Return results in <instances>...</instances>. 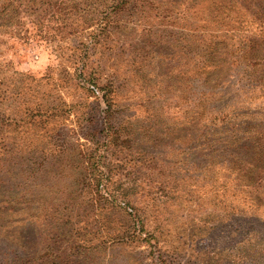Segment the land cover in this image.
<instances>
[{
	"label": "rangeland",
	"instance_id": "obj_1",
	"mask_svg": "<svg viewBox=\"0 0 264 264\" xmlns=\"http://www.w3.org/2000/svg\"><path fill=\"white\" fill-rule=\"evenodd\" d=\"M253 2L130 0L89 28L24 15L25 42L1 35L0 264H264Z\"/></svg>",
	"mask_w": 264,
	"mask_h": 264
},
{
	"label": "trees",
	"instance_id": "obj_2",
	"mask_svg": "<svg viewBox=\"0 0 264 264\" xmlns=\"http://www.w3.org/2000/svg\"><path fill=\"white\" fill-rule=\"evenodd\" d=\"M129 2L130 0H92L88 6L85 5L84 8H80V6H78L80 3L76 4V1L74 0H0V45L5 42V39L1 37L4 32L10 33L9 36L15 37L17 42L22 40L25 42L23 38L27 39L28 37L26 34L22 35V32L24 31L20 28V24L23 23L21 19L24 15L32 16V20L29 22L34 26L40 27L41 33L44 31L46 34V32L53 29L60 32V30H72L73 28H78V26H81L82 29L84 26L89 28L93 23H100L101 21L99 17L95 18L96 15L92 14L98 13L100 12L99 10L108 6L111 7L112 12L122 11L128 7ZM236 3H241L243 8L250 11L254 2L253 0H236ZM107 9L110 8L104 10ZM104 10L101 11L104 12ZM51 21L56 22V27L48 25V22ZM42 27L44 29H42ZM42 37L45 38L46 36L42 35ZM102 100L106 104L105 111H107V114L104 117V122L105 128L108 130V128H110V123L108 121L110 110H108V106L111 105V102L106 95L102 96ZM88 161L89 160H87V162ZM90 179H92L91 181H94V184L92 183L91 186L92 191L95 186L98 187L97 191L104 189L101 187L103 186L101 183L102 177L90 176ZM124 199V197H121L120 209L124 210V212H126L131 218L132 222L130 223V230L132 231V236H134L135 232L141 229L139 227L137 210H135L134 207L129 206ZM119 235H121L120 238H122L120 230Z\"/></svg>",
	"mask_w": 264,
	"mask_h": 264
}]
</instances>
